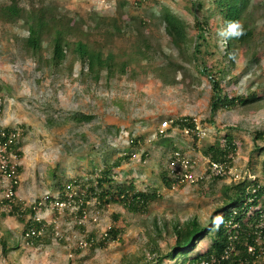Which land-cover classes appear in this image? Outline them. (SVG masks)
Segmentation results:
<instances>
[{
  "label": "rangeland",
  "instance_id": "374dc122",
  "mask_svg": "<svg viewBox=\"0 0 264 264\" xmlns=\"http://www.w3.org/2000/svg\"><path fill=\"white\" fill-rule=\"evenodd\" d=\"M79 1L71 0V3L77 5ZM90 1L97 8L108 11L109 17L104 22L111 24L115 19L122 18V29L114 36L110 46L118 60L124 58V47H128L139 33L140 27L132 23L134 16L149 20L150 25L142 30L148 32L149 27L155 30V38L152 37L150 42L153 47L162 48L165 58L176 57L178 51L172 38L151 17L150 7L155 5L159 8L164 0H145L142 6L133 3L127 8L126 15V9L122 10L118 5L122 0ZM174 4H177L176 1ZM172 8L178 9L177 5ZM249 11L254 18L253 38L258 46L251 48L256 52L255 66L242 73L251 50L248 52L249 48H239L232 69L236 80L225 78L223 82L228 91L232 89L245 94L256 91L260 97L254 107L217 111L213 116L215 124L208 121L212 117L208 105L211 84L193 68H189L190 73L178 75L174 84L164 85L162 77L166 79L173 72L167 69L157 71L153 65L140 61L128 64L129 71L125 75L117 72L108 78L103 72L95 81L86 72L81 74L82 67L72 52L67 54L64 68L47 67L45 60H39L42 56H49L48 37L42 49L37 54H31L22 44L27 35L22 22L14 26L0 24V83L9 87L5 94L0 90V126L21 125L19 128L22 133L24 131L19 148L22 155L18 156L15 152L9 154L12 164L18 162L23 166L18 177L17 195L28 205L41 200L43 207L37 216L48 222L55 218L58 224V237L45 232L37 244L28 243L22 234V223L14 216L1 214L5 210L1 199L9 186V178H0V236L8 235L9 244L18 243V247L11 249L6 258L2 257L0 244V264H125L126 261L136 260L141 264L151 258L147 253L150 240L154 239L164 250L170 247L174 241L171 233L174 222L183 223L193 216L201 221L208 220L211 212L221 205L216 198L220 195L222 184H230L235 179H245V183L249 184L261 175L264 150L255 149L253 133L264 130V86L259 85L264 79V0H253ZM181 12L192 24V14L184 9ZM210 21L214 29L223 26L218 15H213ZM214 33L209 44V51L213 54L210 61L219 59L226 65L227 59L217 46L219 32ZM131 69L136 72L135 76H132ZM74 112L92 114V120L82 124L65 120L61 126L51 127L44 119L48 114L60 121L64 114ZM185 115L194 117L199 124L200 120L204 121L206 128H201L195 143L192 137L186 136L177 127L156 136L163 120ZM236 125L238 130L231 129ZM227 132L238 134L239 149L235 163L225 180H219L212 187L207 186V189L214 190L203 194L201 186L195 184L196 178L206 171L202 146ZM139 135L144 136L142 142L131 145V138ZM173 146L183 152V170L193 166V173L183 185L175 184L174 188H168L161 178V169L169 163L167 160ZM144 152L146 156L142 158ZM124 154L132 155L114 169L116 180L133 182L136 189L144 191L156 188L160 194L147 212H132L119 203L100 208L94 206L82 218L85 230L76 227V218L67 217V212L60 205L61 214L53 216V203L46 198H57L61 184L73 178H86L101 169L105 161L112 162ZM114 214H118L119 218L114 219ZM114 223L121 230L116 239H110L105 247L90 249L85 241L88 234L95 232L99 238ZM62 234L64 239H61ZM79 240L84 242H81L82 247L77 254L74 250ZM208 244V238L200 239L187 257L201 252ZM177 259L179 264H183L181 256L167 264H175Z\"/></svg>",
  "mask_w": 264,
  "mask_h": 264
},
{
  "label": "trees",
  "instance_id": "16d2710c",
  "mask_svg": "<svg viewBox=\"0 0 264 264\" xmlns=\"http://www.w3.org/2000/svg\"><path fill=\"white\" fill-rule=\"evenodd\" d=\"M158 1L160 2V0ZM164 1L159 7L160 15L156 16L159 21L154 20L153 22L161 25L166 35L172 38L178 51L175 58H165V51L162 48L153 47L150 44L152 37L155 38V30L152 27L148 28V32L142 30L150 25L149 21L138 24L140 27L138 35L128 47H124L122 51L124 58L118 60V56L114 55L115 50L110 47L115 33L109 26L95 25L89 36L90 41L88 38L84 40L75 26L64 24L61 21L62 15L56 18L53 11L43 4L30 8H20L14 3L3 4L4 9L2 6L0 7V18L7 19L12 24L17 20L22 21V26L27 32L23 39V45L31 54H37L43 47L45 37L49 38L47 47L49 56L39 58V60H45L47 67L64 68L68 50L72 49L87 65L86 70L81 66V74L86 72L95 81L99 80L103 72L108 78L117 72L125 75L129 71L128 64L140 61L153 65L157 71L167 69L173 72V75L166 79L162 77L164 85L174 84L178 75L190 73L189 68H193L195 73L204 75L211 84L208 105L212 117H209L208 121L215 124L213 116L217 111L225 108L254 107V103L260 97L256 91L247 94L232 89L228 91L223 82L225 78L236 80L232 69L241 49L246 47L249 48L248 52L251 50L242 73L255 66L256 52L254 49L258 46L253 38L255 34L254 18L247 11L250 1L208 0L207 3L205 0ZM174 1L177 4H174ZM210 4L213 7H209ZM173 5H177L178 9L174 10ZM182 9L192 14V24L186 20L181 12ZM213 15L222 18L221 25L223 26L213 28L210 21ZM214 31L219 32L217 46L227 59L226 65L219 59L210 61L213 54L209 51V44L215 35ZM75 34L76 38L72 40V36ZM160 46L162 47L161 43ZM252 47L254 49H251ZM189 64L192 66L188 67ZM67 67L71 69L70 66ZM131 71L132 76H135L136 72L132 69ZM181 77L183 78V75ZM259 85L264 86V79ZM63 117L57 121L52 115L46 114L44 119L47 125L59 127L65 123V120L82 124L91 121L93 116L85 112H74L64 114ZM169 119L171 124L164 130L166 132L158 129L156 136H162L177 127L186 136L192 137L195 143L200 137L201 128H206L203 125L204 121L200 120V126L199 121L188 115L177 118L170 117ZM19 127L6 125L0 135L1 145L4 147L3 155H5L2 158L6 163L5 169H0V178H9V186L5 188V195L1 199L5 206V210L1 211V214L16 217L23 225L22 234L25 240L28 243L37 244L45 232L56 235L58 224L55 218L48 222V220L37 216V212L43 207L41 200L28 205L17 195L20 185L18 177L23 166L18 162L12 164L9 154L15 152L18 156L22 155L19 148L21 147V134L24 131L22 133ZM234 128L239 129L237 125L231 127V129ZM219 130L221 129L219 128ZM253 135L255 149L264 150V130L255 131ZM237 136L238 134L227 132L202 146V155L206 159V171L204 175L196 178L195 184L201 186L203 194L211 192V189L214 190V188L207 189V186L212 187L219 180H225L229 176L239 149ZM142 139H144L143 135L131 138V145H139ZM170 144L172 145V143ZM131 155L124 154L112 162L105 161L101 169L93 171L88 177L69 179L65 184H61L57 198L52 196L46 198V201L53 203V216L58 217L61 214L60 205L67 212V217L76 218L75 226L80 230H85L82 218L94 206L100 208L110 203H119L132 212H147L150 204L160 195L157 189L151 188L145 191L136 189L133 182L121 183L115 178L114 169L120 167L123 160L129 159ZM145 156L144 152L142 158ZM167 161L169 163L161 169V178L165 186L174 188L175 184L183 185L189 175L193 173V166L183 170L185 164L183 152L174 146ZM190 165L193 163L190 162ZM260 174L249 184L245 183V179H235L230 184H222L220 195L216 198L221 201V205L211 212L209 219L201 221L199 217L193 216L183 223L174 222L171 232L174 241L170 247L164 250L154 239L150 240L147 253L151 258L143 263L167 264L168 261L181 256L183 264H264V159ZM113 217L117 219L119 215L114 214ZM120 232V228L114 223L101 237L98 238L97 233L92 232L88 234L85 241L88 242L90 249L97 246L105 247L108 241L116 239ZM7 237L0 236L3 258L7 257L11 249L18 247L17 242L9 244L10 237L8 235ZM56 237L58 236L56 235ZM204 237L209 239L208 246L188 258L187 254ZM64 238L65 235L62 234L61 239ZM82 241L84 242V240ZM82 241L79 240L76 243L74 251L77 254L81 250ZM138 261L136 260V263L126 261L125 264H139ZM175 264H179L178 259Z\"/></svg>",
  "mask_w": 264,
  "mask_h": 264
},
{
  "label": "clouds",
  "instance_id": "9594fccd",
  "mask_svg": "<svg viewBox=\"0 0 264 264\" xmlns=\"http://www.w3.org/2000/svg\"><path fill=\"white\" fill-rule=\"evenodd\" d=\"M144 1L145 0H134V1L122 0V1L118 2V5L122 10L126 9L124 11L125 15H126V13L128 12L127 8L130 7L133 3H135L137 6H142V2H144ZM249 1H250V4L247 7L248 12H250L249 8L251 9L253 6V0H249ZM13 3L17 4L20 8H26V7L30 8L32 6L38 7L41 4L48 6L53 11L56 18H58L59 15H62L61 21L64 24H68L70 26H75L79 30L81 38L84 40H87V38H88V40L90 41L89 36L91 34V30L94 29L95 25L100 24V25L109 26L111 29L114 30L115 35L121 31L122 26H123L122 24H120L122 18L119 20L115 19L111 24L104 22L105 19L109 17L108 11L106 9L97 8L96 5L94 3H92L90 0H81L78 2L77 5L72 4L71 0H2V1L0 0V7L2 6V8L4 9L3 4L8 5V4H13ZM150 9H151V17L157 21L158 17H156V16L160 15L159 8L156 7L155 5H152L150 7ZM250 13H252V12H250ZM131 19L133 21L132 23H134L136 25H138L141 22L145 23V22L149 21L148 19H145V18L140 17V16H134ZM123 21H124V23L128 22L126 20H123ZM19 22H20V20H17L16 22H14V24H12V23H9L7 19L0 18V24H8V26H14V25L18 24ZM117 30H119V31H117ZM75 38H76V34L72 36V40ZM48 46H49V42H48ZM69 52H72V54L74 56H76V59L79 61L80 66L87 69V65L84 64V61L79 59L76 52L72 51V49L68 50V54H69ZM0 90H2L3 93L5 94L6 92L9 91V87L7 84H1L0 83ZM170 124H171V120H163L162 125L159 128L160 131H164L167 127L170 126ZM5 126H0V135H2V133H3L2 130ZM0 147H1L0 169H5L6 163H5L4 159L2 158L3 156H5V155H3L4 154L3 153L4 147L1 145V141H0ZM5 154L7 155V153H5ZM9 160H10V156H9Z\"/></svg>",
  "mask_w": 264,
  "mask_h": 264
},
{
  "label": "built area",
  "instance_id": "2783aa9c",
  "mask_svg": "<svg viewBox=\"0 0 264 264\" xmlns=\"http://www.w3.org/2000/svg\"><path fill=\"white\" fill-rule=\"evenodd\" d=\"M0 151H1V147H0Z\"/></svg>",
  "mask_w": 264,
  "mask_h": 264
}]
</instances>
